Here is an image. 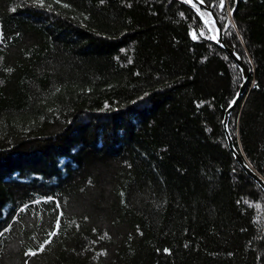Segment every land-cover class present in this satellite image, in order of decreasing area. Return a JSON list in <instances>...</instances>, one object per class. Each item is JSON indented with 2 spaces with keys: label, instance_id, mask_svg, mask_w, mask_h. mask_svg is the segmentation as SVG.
Segmentation results:
<instances>
[{
  "label": "trees",
  "instance_id": "obj_1",
  "mask_svg": "<svg viewBox=\"0 0 264 264\" xmlns=\"http://www.w3.org/2000/svg\"><path fill=\"white\" fill-rule=\"evenodd\" d=\"M201 1L249 71L227 126L264 179V0ZM197 8L0 0V264H264L223 128L242 72Z\"/></svg>",
  "mask_w": 264,
  "mask_h": 264
},
{
  "label": "water",
  "instance_id": "obj_2",
  "mask_svg": "<svg viewBox=\"0 0 264 264\" xmlns=\"http://www.w3.org/2000/svg\"><path fill=\"white\" fill-rule=\"evenodd\" d=\"M186 3L189 5V7L194 10V12L203 20V22H205L207 24V20L205 19V17L203 16V14L200 12L199 8H202L204 10H206L209 14H210V18L208 19V21L213 22V24L215 25V43L216 45H218L220 48H222L223 50H225V52L232 58V60L236 63V65L240 68L241 72H242V84L239 87L236 95L234 96L233 100L230 102L229 106L227 107L226 111H225V116L223 119V128L225 131V136H226V142L228 145V148L230 150V152L232 153L233 157L235 158V160L238 162V164L240 165V167L258 184V186L264 191V179L257 174L244 160V158L242 157V155L238 152V150L236 149L234 142L231 138V135L229 133L228 130V126H227V120L229 117V114L231 113L232 109L234 108V106L237 104V102L239 101V99L242 97L244 91H245V87H246V82L249 76V71L246 68V66L244 65V63L242 62V60L240 59V57L238 56V54L231 48H229L223 40L222 37V30H221V26L216 18V16L214 15L213 11L207 6L205 5L201 0H185Z\"/></svg>",
  "mask_w": 264,
  "mask_h": 264
},
{
  "label": "rangeland",
  "instance_id": "obj_3",
  "mask_svg": "<svg viewBox=\"0 0 264 264\" xmlns=\"http://www.w3.org/2000/svg\"><path fill=\"white\" fill-rule=\"evenodd\" d=\"M89 192H90V190H89ZM92 195H93V193H91ZM90 197V198H89ZM83 197H79V196H77L76 198H74L73 200H72V208H74L75 209V211H80V210H82L83 208H84V206H89L90 208L92 207L91 205H89V204H87V203H83V202H88V200L90 201V200H93L94 199V195H93V197L91 198V196L89 195V196H85V198H86V200H84V199H82ZM94 200H96V199H94ZM70 205V206H71ZM73 209H69V211L68 212H70V213H73V211H72ZM10 249L12 250V252L16 249V245L14 244V245H12V247H10ZM13 255V254H12ZM16 263V261H15V259H14V257H12V256H10V257H7V258H4L3 259V261H1V264H15Z\"/></svg>",
  "mask_w": 264,
  "mask_h": 264
}]
</instances>
